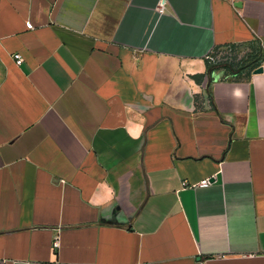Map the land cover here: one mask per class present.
I'll return each mask as SVG.
<instances>
[{"label": "crops", "instance_id": "obj_1", "mask_svg": "<svg viewBox=\"0 0 264 264\" xmlns=\"http://www.w3.org/2000/svg\"><path fill=\"white\" fill-rule=\"evenodd\" d=\"M232 46L264 52V0H0V264H264Z\"/></svg>", "mask_w": 264, "mask_h": 264}, {"label": "trees", "instance_id": "obj_2", "mask_svg": "<svg viewBox=\"0 0 264 264\" xmlns=\"http://www.w3.org/2000/svg\"><path fill=\"white\" fill-rule=\"evenodd\" d=\"M232 47L236 48L234 46ZM248 48L252 49V51L248 53L246 57H244L240 61H236L237 58H235L236 60H234V63L226 67L238 73L249 74L254 72L257 69V67L260 65L262 60H264V52H262L263 50L260 48V46H252ZM213 65L215 67H220L222 65L224 66V64H215V63H213ZM208 67H210V62H208Z\"/></svg>", "mask_w": 264, "mask_h": 264}, {"label": "rangeland", "instance_id": "obj_3", "mask_svg": "<svg viewBox=\"0 0 264 264\" xmlns=\"http://www.w3.org/2000/svg\"><path fill=\"white\" fill-rule=\"evenodd\" d=\"M251 51L252 49L246 47H230L227 49L215 50L211 52L209 59L212 61V63L224 64L225 66H228L234 63V60H236L235 58H237L236 61H240Z\"/></svg>", "mask_w": 264, "mask_h": 264}, {"label": "built area", "instance_id": "obj_4", "mask_svg": "<svg viewBox=\"0 0 264 264\" xmlns=\"http://www.w3.org/2000/svg\"><path fill=\"white\" fill-rule=\"evenodd\" d=\"M158 12L161 13V14H164L165 13V9L162 6H160L158 8ZM27 28L28 29H33V25H32L31 22H28L27 23ZM14 58L17 59V63H21L22 59H21L20 55H16ZM259 68H262L263 74H264V60H262V62L260 63V65L257 67V69H259ZM210 185H211V180H204L201 183H199L198 185H193V186L194 187H204L205 188V187H208Z\"/></svg>", "mask_w": 264, "mask_h": 264}, {"label": "water", "instance_id": "obj_5", "mask_svg": "<svg viewBox=\"0 0 264 264\" xmlns=\"http://www.w3.org/2000/svg\"><path fill=\"white\" fill-rule=\"evenodd\" d=\"M237 4H238V5H236V6H241L240 3H237ZM254 74H263V70H262V68H259V69L255 70V71H254Z\"/></svg>", "mask_w": 264, "mask_h": 264}]
</instances>
